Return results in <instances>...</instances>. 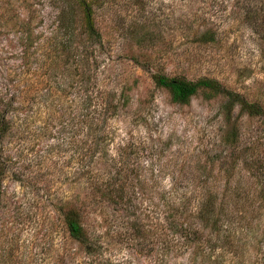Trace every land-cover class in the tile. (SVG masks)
I'll return each mask as SVG.
<instances>
[{
    "label": "rangeland",
    "instance_id": "rangeland-1",
    "mask_svg": "<svg viewBox=\"0 0 264 264\" xmlns=\"http://www.w3.org/2000/svg\"><path fill=\"white\" fill-rule=\"evenodd\" d=\"M89 1L0 0V264H264V116L152 79L264 108V0Z\"/></svg>",
    "mask_w": 264,
    "mask_h": 264
},
{
    "label": "trees",
    "instance_id": "trees-1",
    "mask_svg": "<svg viewBox=\"0 0 264 264\" xmlns=\"http://www.w3.org/2000/svg\"><path fill=\"white\" fill-rule=\"evenodd\" d=\"M71 2H77L83 10V22L84 33L95 37L98 31L95 26L94 20V4L89 0H70ZM72 12V11H71ZM68 11H63L61 23L65 22V18H69V24L73 29V21L71 17L73 14ZM72 21V22H71ZM204 42H213L215 39L212 33H206L201 37ZM154 84L157 88L166 91L170 97L172 103L178 105L190 104L193 97L198 95L200 91H209L213 96L224 97L225 104L223 110L228 120L233 117V112L236 108H240L241 113H247L250 117L264 116V108L256 102H250L240 94L230 92L226 90L220 82L210 78H200L196 81L188 80L184 77H169L165 74L157 73L152 76ZM106 107V106H105ZM8 120L4 115H0V141L7 132ZM238 139V134L230 133L228 135L227 142L229 144H235ZM2 178L3 169L0 164V199L2 195ZM116 190V189H113ZM112 191V190H111ZM118 191V190H117ZM65 223L68 232L73 240L80 243L87 244L89 249L93 248L91 239L83 224L81 215L75 211H69L65 217ZM92 244V245H91Z\"/></svg>",
    "mask_w": 264,
    "mask_h": 264
}]
</instances>
